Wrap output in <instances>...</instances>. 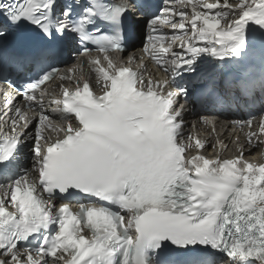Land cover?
<instances>
[{
	"label": "snow or ice",
	"instance_id": "snow-or-ice-1",
	"mask_svg": "<svg viewBox=\"0 0 264 264\" xmlns=\"http://www.w3.org/2000/svg\"><path fill=\"white\" fill-rule=\"evenodd\" d=\"M0 83V264H264V0H0Z\"/></svg>",
	"mask_w": 264,
	"mask_h": 264
}]
</instances>
